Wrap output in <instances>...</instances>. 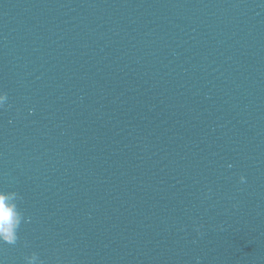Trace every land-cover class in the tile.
I'll return each mask as SVG.
<instances>
[{
	"label": "water",
	"instance_id": "obj_1",
	"mask_svg": "<svg viewBox=\"0 0 264 264\" xmlns=\"http://www.w3.org/2000/svg\"><path fill=\"white\" fill-rule=\"evenodd\" d=\"M0 91L2 264H264V0H0Z\"/></svg>",
	"mask_w": 264,
	"mask_h": 264
},
{
	"label": "clouds",
	"instance_id": "obj_2",
	"mask_svg": "<svg viewBox=\"0 0 264 264\" xmlns=\"http://www.w3.org/2000/svg\"><path fill=\"white\" fill-rule=\"evenodd\" d=\"M7 101V93L0 91V108H3ZM245 179L244 176H241V183L245 182ZM20 199L21 197L16 191L0 190V244L15 245L18 240V230L25 220L23 212L18 207ZM25 261L26 264H43L36 253L26 256Z\"/></svg>",
	"mask_w": 264,
	"mask_h": 264
}]
</instances>
